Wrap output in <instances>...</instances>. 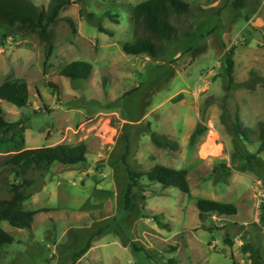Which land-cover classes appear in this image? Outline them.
Returning <instances> with one entry per match:
<instances>
[{
  "label": "rangeland",
  "instance_id": "374dc122",
  "mask_svg": "<svg viewBox=\"0 0 264 264\" xmlns=\"http://www.w3.org/2000/svg\"><path fill=\"white\" fill-rule=\"evenodd\" d=\"M33 1L47 6L50 0ZM140 1L72 0L59 12L49 56L35 33L2 37L7 27L0 26V84L25 78L31 93L24 107L0 100L9 123L0 129V153L87 146L84 161L55 162L43 175L29 172L35 183L23 208L37 213L30 227L0 221L13 236L0 264H168L171 258L177 264H249L245 241L264 257V152L250 169L235 168L229 125L235 112L243 127L264 120V0H247L240 9L227 0H183L191 11L176 21L189 34L166 44L160 59L122 51L133 37L132 10ZM74 60L90 62L92 73L61 76ZM48 81L59 85L58 95ZM149 129L166 135L174 148L155 145ZM255 149V143L246 146ZM126 151L136 170L156 164L186 169L190 191L144 176L132 188L133 210H126ZM200 198L232 203L237 214L199 216ZM88 241L90 247L74 256Z\"/></svg>",
  "mask_w": 264,
  "mask_h": 264
},
{
  "label": "trees",
  "instance_id": "16d2710c",
  "mask_svg": "<svg viewBox=\"0 0 264 264\" xmlns=\"http://www.w3.org/2000/svg\"><path fill=\"white\" fill-rule=\"evenodd\" d=\"M72 0H50L47 6L37 5L33 0H0V26L7 27L6 35L21 34L24 32L35 33L45 43L46 56L53 50V27L62 18L60 10ZM231 1L234 9L243 8L247 0ZM191 4L183 0H142L133 6V37L122 44V51L128 55L146 54L153 59H160L164 46L173 41L187 36L189 32L182 28L176 21V17L188 14ZM219 16L220 9L213 11ZM88 20H93L95 14L81 10ZM116 21L115 15H109ZM72 27L70 17H64ZM98 30L109 33L98 23ZM111 34V33H109ZM93 70V65L86 60H74L66 65L60 75L70 79L87 78ZM225 74L230 84L233 82L232 52L225 55ZM57 95L60 88L57 83L47 82ZM30 84L25 78H13L0 84V100L7 101L18 107H24L30 101ZM3 119V109L0 106V129L8 126ZM229 125L233 136V150L231 160L238 170H247L252 166L253 160L259 153L264 152V120L255 127H243L239 113L235 112L229 119ZM130 126V125H128ZM152 142L159 147L174 148L169 138L154 130L149 129ZM255 143L253 152L246 150L248 144ZM128 144V142H127ZM126 144V149L128 146ZM87 146L84 143L68 145L60 143L54 146H40L27 148L20 151L0 153V221H7L14 227H30L37 210L23 208V203L31 193L29 188L35 183V179L29 175L30 171H38L41 175L50 169L55 162L63 165H74L86 158ZM127 151L122 156L123 164L130 180L124 197V207L128 211L134 208V192L132 188L139 184L144 176L150 182L159 183L162 187H174L182 192L190 191L188 171L175 169L166 165L156 164L146 171L136 170L130 167L126 160ZM222 167H225L222 164ZM199 216L215 213L223 216H234L237 207L228 202L200 198L196 201ZM13 236L0 226V261L2 248L11 243ZM90 247L89 241L75 253L74 256L83 254ZM243 252L247 253L249 264H264V257L260 248L245 241L242 245ZM168 264H177L171 258Z\"/></svg>",
  "mask_w": 264,
  "mask_h": 264
}]
</instances>
